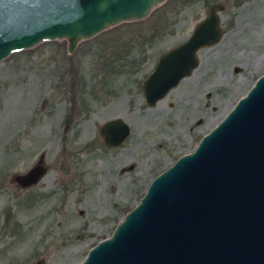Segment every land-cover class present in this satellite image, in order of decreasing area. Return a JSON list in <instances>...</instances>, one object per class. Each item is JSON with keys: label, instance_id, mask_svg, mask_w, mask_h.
Returning a JSON list of instances; mask_svg holds the SVG:
<instances>
[{"label": "rangeland", "instance_id": "374dc122", "mask_svg": "<svg viewBox=\"0 0 264 264\" xmlns=\"http://www.w3.org/2000/svg\"><path fill=\"white\" fill-rule=\"evenodd\" d=\"M212 2L223 4L220 38L147 105L141 81ZM263 72L264 0H164L71 52L53 39L9 53L0 60V264L78 262ZM113 117L130 132L106 147L99 127ZM36 162L45 172L21 186L15 176Z\"/></svg>", "mask_w": 264, "mask_h": 264}, {"label": "water", "instance_id": "95a60500", "mask_svg": "<svg viewBox=\"0 0 264 264\" xmlns=\"http://www.w3.org/2000/svg\"><path fill=\"white\" fill-rule=\"evenodd\" d=\"M164 0H0V60L44 40L76 43L122 21L138 20ZM212 2L188 36L159 54L141 81L152 105L197 65V50L220 38ZM130 132L120 117L99 127L106 147ZM36 163L15 176L21 186L45 172ZM75 264H264V72L193 148L146 184L110 233Z\"/></svg>", "mask_w": 264, "mask_h": 264}, {"label": "trees", "instance_id": "16d2710c", "mask_svg": "<svg viewBox=\"0 0 264 264\" xmlns=\"http://www.w3.org/2000/svg\"><path fill=\"white\" fill-rule=\"evenodd\" d=\"M152 32H157V30L155 29V27L152 28Z\"/></svg>", "mask_w": 264, "mask_h": 264}, {"label": "flooded vegetation", "instance_id": "af4514ba", "mask_svg": "<svg viewBox=\"0 0 264 264\" xmlns=\"http://www.w3.org/2000/svg\"><path fill=\"white\" fill-rule=\"evenodd\" d=\"M36 163H37V162H36ZM36 163H33L32 165H34V164H36ZM32 165H31V166H32ZM29 167H30V166H29ZM29 167H28V168H29ZM28 168H27V169H28ZM27 169H26V170H27ZM26 170H25V171H26Z\"/></svg>", "mask_w": 264, "mask_h": 264}]
</instances>
